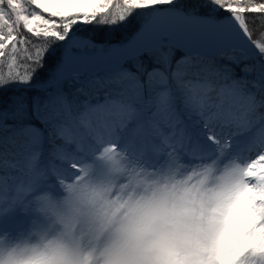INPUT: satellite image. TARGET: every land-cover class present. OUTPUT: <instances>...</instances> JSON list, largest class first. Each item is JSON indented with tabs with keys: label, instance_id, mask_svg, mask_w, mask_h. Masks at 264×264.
I'll return each instance as SVG.
<instances>
[{
	"label": "snow or ice",
	"instance_id": "6c2138e0",
	"mask_svg": "<svg viewBox=\"0 0 264 264\" xmlns=\"http://www.w3.org/2000/svg\"><path fill=\"white\" fill-rule=\"evenodd\" d=\"M3 57L0 264H264V0H0Z\"/></svg>",
	"mask_w": 264,
	"mask_h": 264
},
{
	"label": "rangeland",
	"instance_id": "374dc122",
	"mask_svg": "<svg viewBox=\"0 0 264 264\" xmlns=\"http://www.w3.org/2000/svg\"><path fill=\"white\" fill-rule=\"evenodd\" d=\"M120 2H121V0H113V5H115L116 3H120ZM115 11H118V9H116L113 6L109 9V14H111L112 12H115ZM76 27H77L76 31L78 33V34L76 33L77 36H80L83 38L93 37V42L99 43V44H103V43L118 44L121 40H124L126 38V36H127V38L128 37L131 38V36L134 35L133 31H127V33H125L124 31H117V32L111 33L109 35L107 32V29L111 26H99L97 28V26H95V25H86V26L85 25H77ZM93 29H96V31H93ZM237 55H240V53H237ZM203 62L207 63V64H215L217 66L219 64L226 63V61H221L219 56L213 60H208V59L204 58ZM249 62H252V61H249ZM6 65L7 66L6 67L4 66L5 68L2 70V67H1L2 65L0 62V74L7 75L9 71H12L13 73H15L17 71L23 73L25 71V69L23 67L17 66V67H13L12 69H9L7 62H6ZM45 71L47 72V66H46ZM100 75H102V73ZM43 79H44L43 77H34L32 82L33 83H42ZM11 94H13V93L9 92V95H11ZM34 94H36V92H34ZM34 94L30 93L29 95H34ZM100 95L102 96V99H99V100L102 102L104 99V93L102 92L100 94V90H99L98 93L93 94V97L91 100L92 103H96L97 99L99 98L98 96H100ZM81 99H84V98L81 97ZM0 107H2V105H0ZM248 136H250V133L248 134ZM69 171H74V170L69 167ZM20 218L22 219V217H20Z\"/></svg>",
	"mask_w": 264,
	"mask_h": 264
},
{
	"label": "bare ground",
	"instance_id": "6f19581e",
	"mask_svg": "<svg viewBox=\"0 0 264 264\" xmlns=\"http://www.w3.org/2000/svg\"><path fill=\"white\" fill-rule=\"evenodd\" d=\"M92 102V101H91ZM240 114L238 113V116ZM253 127H256L258 130L256 133L252 134L249 130H246L245 128L241 127L239 129L233 128V131H239L242 135L238 136V139H241L242 141H255L259 142V140L264 137V129L260 127V125H255ZM252 127V128H253ZM251 128V129H252ZM250 133V136L248 134Z\"/></svg>",
	"mask_w": 264,
	"mask_h": 264
},
{
	"label": "trees",
	"instance_id": "16d2710c",
	"mask_svg": "<svg viewBox=\"0 0 264 264\" xmlns=\"http://www.w3.org/2000/svg\"><path fill=\"white\" fill-rule=\"evenodd\" d=\"M76 29H77V27H75V29H74V31H76ZM76 33H77V31H76ZM71 34V33H70ZM78 34V33H77ZM129 38V37H128ZM65 42H56V45H54V47H55V52L54 53H51L53 56H55V57H60V56H62V54H63V49L61 48V47H59V45H61V44H64ZM9 51H10V49H9ZM237 53H239V52H237ZM46 59H47V57H46ZM0 62H1V67H2V70L7 66L6 65V62L7 63H9V58L8 57H3V58H0ZM5 66V67H4ZM237 73L239 74V69H237ZM34 92H35V90H33L32 92H30L31 94L33 93L34 94ZM103 92V90L101 89L100 90V94ZM29 93V94H30ZM98 95V94H97ZM99 98L98 99H102V96L100 95V96H98Z\"/></svg>",
	"mask_w": 264,
	"mask_h": 264
},
{
	"label": "water",
	"instance_id": "95a60500",
	"mask_svg": "<svg viewBox=\"0 0 264 264\" xmlns=\"http://www.w3.org/2000/svg\"><path fill=\"white\" fill-rule=\"evenodd\" d=\"M242 47L244 46L243 44L241 45ZM219 55L215 50H207L203 52V57L208 59V60H213L217 58Z\"/></svg>",
	"mask_w": 264,
	"mask_h": 264
},
{
	"label": "clouds",
	"instance_id": "9594fccd",
	"mask_svg": "<svg viewBox=\"0 0 264 264\" xmlns=\"http://www.w3.org/2000/svg\"><path fill=\"white\" fill-rule=\"evenodd\" d=\"M65 195H68V194L65 193ZM77 230L79 231V228ZM117 240H118V238L113 236V237L110 238L109 243H115V242H117Z\"/></svg>",
	"mask_w": 264,
	"mask_h": 264
}]
</instances>
